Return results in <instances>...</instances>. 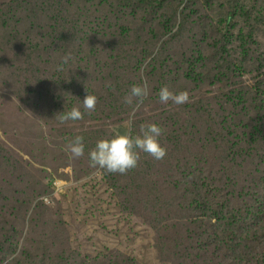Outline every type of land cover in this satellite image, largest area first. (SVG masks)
I'll list each match as a JSON object with an SVG mask.
<instances>
[{
	"label": "rangeland",
	"instance_id": "obj_1",
	"mask_svg": "<svg viewBox=\"0 0 264 264\" xmlns=\"http://www.w3.org/2000/svg\"><path fill=\"white\" fill-rule=\"evenodd\" d=\"M228 1L172 0L153 10L130 0H0V264L215 258L196 254L210 221L185 191L195 188L204 197L228 173L218 175L220 162L210 149L201 164L199 151L183 143L185 134L204 145L210 127L218 134L229 127L245 138L244 153L249 146L259 151L255 164L264 169V135L250 145L245 127L253 128L264 110L251 96L241 102L238 91L228 100L225 84L214 79L222 58L215 62L213 43ZM259 32L264 41V24ZM247 80L228 84L237 89ZM145 81L149 95L133 112L125 98ZM165 85L187 91L190 102L161 104ZM88 94L97 97L92 112L82 106ZM73 107L82 120L55 119ZM148 123L164 130L163 160L140 153L138 167L127 174L89 166L87 152L98 141L125 133L129 124L136 135ZM76 136L84 137L79 159L66 150ZM225 171L239 181L245 177L244 171ZM242 205L241 197L231 200L232 210L246 218Z\"/></svg>",
	"mask_w": 264,
	"mask_h": 264
},
{
	"label": "trees",
	"instance_id": "obj_2",
	"mask_svg": "<svg viewBox=\"0 0 264 264\" xmlns=\"http://www.w3.org/2000/svg\"><path fill=\"white\" fill-rule=\"evenodd\" d=\"M137 8H162L169 7L172 0H130ZM230 9L226 16L220 19V36L213 43L215 50V62L222 58V62L216 67L214 79L223 81L228 94L225 97L229 100L237 95L241 102L247 96H251L252 102L259 105L260 111L264 110V41L259 34L261 24H264V0H229ZM178 8L176 9V11ZM252 10V12H249ZM258 13L253 16V12ZM184 14L182 28L187 21ZM259 15V16H257ZM183 19V18H182ZM167 23V21H166ZM239 26V27H238ZM207 29V23L205 24ZM238 29L236 33L234 30ZM181 31V28H180ZM179 34V33H178ZM212 45V44H211ZM251 65V67H249ZM248 66V67H245ZM191 75V74H190ZM246 77L247 81L239 82V88H230V82L238 78ZM200 79V73L197 75ZM197 81V79H196ZM244 96V97H243ZM255 125L245 124L248 132L249 144L257 142V137L264 135V114L255 119ZM149 124V123H148ZM161 124V121L158 122ZM226 123L221 125L225 127ZM188 130V127L187 129ZM183 143L190 142L199 151L200 163H203L207 149L209 154L216 155L220 162L218 175L227 174L228 180H222V186L216 185L207 191L203 197L202 191L190 188L186 193L194 196V203L199 201L200 208L204 211L205 218L209 219L208 230L201 235L200 251L196 254H211L215 258L206 259L200 255L193 258L180 260L181 263L189 264H264V169L260 171L256 166V155L258 150L249 146L245 153L246 140L242 136L231 134L229 127L226 131L219 133L217 127L212 126L206 131V144H196L192 138L185 134ZM190 138V139H189ZM225 139H233L225 145L218 142ZM89 153V152H87ZM260 155V153H259ZM238 167V168H236ZM227 170L244 171V179L233 178ZM208 169H212L210 166ZM234 174V173H231ZM194 192V193H193ZM242 198L246 211V218H243L237 210H232L231 200ZM215 201V203L213 202ZM193 205V204H192ZM210 206L212 208H210ZM196 231L190 232L189 239L195 238ZM206 236V237H205ZM188 256V252L184 251Z\"/></svg>",
	"mask_w": 264,
	"mask_h": 264
},
{
	"label": "clouds",
	"instance_id": "obj_3",
	"mask_svg": "<svg viewBox=\"0 0 264 264\" xmlns=\"http://www.w3.org/2000/svg\"><path fill=\"white\" fill-rule=\"evenodd\" d=\"M149 95V86L144 84L134 85L130 94L125 98V103L132 105V111L136 112L143 105L145 98ZM159 102L168 104L171 102L177 106L190 102V94L187 91L173 92L167 85L158 92ZM135 101V103H133ZM97 97L88 94L83 103V108L92 112L95 110ZM61 124L67 121H77L83 119V113L79 108L73 107L68 112L58 114ZM164 134V130L154 124H141L136 135L131 133L129 124L128 130L121 134L117 132L110 140L103 139L97 142L94 149L88 153L89 166L105 170L107 173L127 174L130 170L138 167L140 153H146L156 161H161L167 155V150L161 146L159 138ZM83 136H76L67 146L66 150L73 159H79L85 155V145Z\"/></svg>",
	"mask_w": 264,
	"mask_h": 264
}]
</instances>
